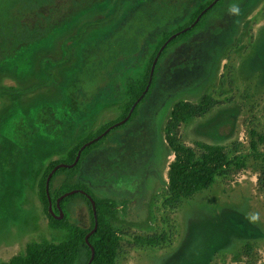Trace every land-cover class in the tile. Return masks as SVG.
I'll list each match as a JSON object with an SVG mask.
<instances>
[{
  "label": "rangeland",
  "instance_id": "obj_1",
  "mask_svg": "<svg viewBox=\"0 0 264 264\" xmlns=\"http://www.w3.org/2000/svg\"><path fill=\"white\" fill-rule=\"evenodd\" d=\"M211 1L47 0L25 10L20 2L0 0L7 26V42L0 39V264L31 244L64 238L49 227L37 196L44 170L118 117L126 102L124 76L143 75L163 36ZM232 5L238 14L230 12ZM148 13L161 25L153 26ZM140 19L147 24L141 54L121 60L102 84L88 82L81 74L100 57L104 41ZM203 22L166 50L137 118L110 134L68 182L116 203L114 212L106 211L120 237L116 264H264V0H223ZM12 24L48 33L12 48ZM203 97L210 108L180 125L176 139L193 149L197 143L221 146L231 164L209 190L164 206L173 161L164 139L171 109L198 105ZM253 214L255 223L246 219ZM70 215L88 226L82 201H72ZM150 237L163 242L139 243Z\"/></svg>",
  "mask_w": 264,
  "mask_h": 264
},
{
  "label": "trees",
  "instance_id": "obj_2",
  "mask_svg": "<svg viewBox=\"0 0 264 264\" xmlns=\"http://www.w3.org/2000/svg\"><path fill=\"white\" fill-rule=\"evenodd\" d=\"M18 2L22 4L23 9L31 10L39 5L47 3V0H14L12 6ZM222 2L223 0H219L212 9L207 10L201 17V20L192 28H190V26L193 25L197 17L208 8L210 3L203 5L193 14L188 24L170 34H165L156 51L149 58L143 75L135 76L128 73L124 76L121 82V95L126 102L117 108L119 113L118 117L99 128L95 134H90L72 147L65 158L48 164L38 181L37 196L42 205L43 213L48 219L49 227L55 231L65 232L64 238L58 244L45 241L38 244H31L27 246L24 255L17 256L5 264H87L90 259V249L85 243V237L93 230L94 216L90 202L85 195L89 196L94 201L97 216V229L88 238V243L94 250V258L91 264H116L120 237L113 229L106 215V211L112 213L116 210V203L109 199L97 198L85 185H70L68 182L78 174L80 164L83 160L92 151L98 149L110 134L122 130L137 118L138 108L144 103L149 92L145 94L135 106L132 114L125 123L112 129L103 138L87 146L81 152L79 161L75 167L71 169H54L56 166L62 164L71 165L84 144L101 135L112 125L123 121L128 116L133 104L139 99L147 87L153 63H155V65L149 90H151L155 84V74L159 62L166 53V50L185 42L196 31L200 30L203 27V20L206 18L207 14L214 11ZM148 16L152 19L153 26L161 25V19L157 15L148 13ZM4 18L5 17L2 16L0 19V39L2 44L7 42V31H5L7 26L3 22ZM142 21L143 19H140L138 24L135 22L127 23L120 31L108 37L104 41L100 57L91 61L90 64L84 68L81 75L86 77L87 81L91 84H102L110 69L121 60L134 59L136 56L140 55L147 32V24H143ZM9 30L12 48L33 44L48 33L46 28L29 29L14 24L10 25ZM172 36L175 37L170 40ZM168 40L170 41L164 49L161 50ZM160 50L161 52L158 55ZM130 65L119 67V70L115 74L109 76L110 81H115L116 76ZM210 104V99L208 97H203L198 105L183 102L175 104L171 109L170 118L164 129V139L173 154V161L169 164L167 170L166 192L168 198L164 201V206L172 207L173 204L181 200H188L200 192L209 190L215 183L216 178L222 177L231 164L224 148L221 146L197 143L193 149L181 146L176 139V131L179 126L188 123L196 117L203 116L210 108ZM252 148H254V144H252ZM61 176L64 177V180L56 187L58 178ZM46 185H48L47 190ZM75 190H78L79 193L61 200L59 202V208H57V199ZM83 193H85V195ZM47 196L49 197V201ZM73 200L82 201L87 208L89 223L86 228L80 227L71 219L70 207ZM49 203L51 205L50 207ZM60 214L62 215L61 218ZM162 242V239L155 237L139 239L141 245L151 247H156Z\"/></svg>",
  "mask_w": 264,
  "mask_h": 264
},
{
  "label": "water",
  "instance_id": "obj_3",
  "mask_svg": "<svg viewBox=\"0 0 264 264\" xmlns=\"http://www.w3.org/2000/svg\"><path fill=\"white\" fill-rule=\"evenodd\" d=\"M218 1H219V0H214L213 3H212L211 5H209L208 8L205 9V10H204V11H203V12L197 17L196 21L194 22L193 25L190 26V28H192L195 24H197L198 21H199V19H200V17L205 13V11L209 10V9L212 7V5L216 4V2H218ZM174 37H175V36H172V37L170 38V40L173 39ZM170 40H168V41L163 45V47L161 48V50L164 49V47L167 45V43H168ZM161 50L158 52V55L160 54ZM158 55H157V57H158ZM154 65H155V63H153V66H152V69H151V73H150V79H149V82H148L147 87L145 88L144 92H143L142 95L139 97V99H138V100L133 104V106L131 107L128 116H127L123 121H121V122H119V123H117V124H114V125H112L111 127H109L108 129H106V131H104L101 135H99L98 137H96V138L93 139L92 141H90V142L84 144V145L80 148V151L77 153V155H76V157H75V160H74V162H73L71 165H64V164H62V165L56 166L54 170H57V169H59V168H63V169H71V168L75 167L76 164H77L78 161H79V158H80V154H81V152H82L87 146H89V145H91V144L97 142L98 140H100L101 138H103L107 133H109L112 129L118 127L119 125H121V124H123V123H125V122L129 119V117H130V115L132 114V112H133L135 106H136V105L140 102V100L145 96L146 92H147L148 89H149V86H150V83H151V78H152V72H153V69H154ZM47 182H48V181H47ZM47 189H48V185H46V190H47ZM77 193H79L78 190L71 191V192H69V193L64 194V195L61 196L59 199H57V201H56L57 208H59V202H60L61 200H63V199L66 198V197H69V196L75 195V194H77ZM83 194L85 195V193H83ZM47 195H48V194H47ZM85 196L87 197V199H88L89 202H90V205H91V208H92V213H93V216H94V227H93V230H92L88 235H86V237H85V243L88 245V247H89V249H90V259H89V261H88L87 264H91L92 261H93V258H94V250H93V248L89 245V243H88V238H89V236H90L93 232H95V230L97 229V216H96V208H95V203H94V201H93L89 196H87V195H85ZM47 197H48V196H47ZM48 201H49V197H48ZM50 206H51V205H50V203H49V207H50ZM61 217H62V215L60 214V218H61Z\"/></svg>",
  "mask_w": 264,
  "mask_h": 264
},
{
  "label": "clouds",
  "instance_id": "obj_4",
  "mask_svg": "<svg viewBox=\"0 0 264 264\" xmlns=\"http://www.w3.org/2000/svg\"><path fill=\"white\" fill-rule=\"evenodd\" d=\"M230 12H231L232 14H238V13H239V8H238V6H236V5H232V6L230 7ZM258 218H259L258 214H253V215H251L250 217H246V219H249L251 223H255V222L258 220Z\"/></svg>",
  "mask_w": 264,
  "mask_h": 264
}]
</instances>
